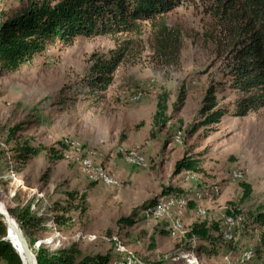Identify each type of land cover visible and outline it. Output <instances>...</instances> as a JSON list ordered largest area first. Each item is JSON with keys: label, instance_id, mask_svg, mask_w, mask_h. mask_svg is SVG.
<instances>
[{"label": "rangeland", "instance_id": "1", "mask_svg": "<svg viewBox=\"0 0 264 264\" xmlns=\"http://www.w3.org/2000/svg\"><path fill=\"white\" fill-rule=\"evenodd\" d=\"M42 1L0 0V10L7 20ZM212 8V0H184L167 16L182 36L177 61L157 53L151 26L142 24L140 35L80 36L15 72L0 67V200L22 218L13 216L34 256L76 246L81 260L101 264L131 256L139 264H264V109L231 116L238 97L221 88L229 58L218 51ZM122 49L113 84L91 88L92 68ZM209 94L229 112L219 123L208 119ZM22 148L38 152L17 169ZM131 152L145 167L127 162ZM96 167L114 184L92 181ZM164 198L187 205L146 218L142 207ZM54 212L69 219L65 226ZM32 213L49 228L29 225ZM227 219L235 222L231 243L220 237ZM196 224L212 240L189 237Z\"/></svg>", "mask_w": 264, "mask_h": 264}, {"label": "trees", "instance_id": "2", "mask_svg": "<svg viewBox=\"0 0 264 264\" xmlns=\"http://www.w3.org/2000/svg\"><path fill=\"white\" fill-rule=\"evenodd\" d=\"M212 1L214 8L211 13L221 28L223 39L218 51H223L224 54L227 51L229 58V80L222 83L221 88L231 89L238 97L233 102L231 116L238 118L257 113L264 109V0ZM183 2L184 0H61L53 4L44 0L31 2L7 20L0 10V67L15 72L28 60L45 53L49 46H69L80 36L92 39L99 36L140 35L142 24L151 26L154 33L153 46L157 53L163 58L177 61L182 49V36L179 31L168 27L166 18ZM124 53L125 50L122 49L114 60L92 68L94 75L91 88L107 91L113 84L114 73ZM208 96V119L212 123H219L229 112L218 109L214 94ZM37 152L32 148L19 149L17 169L20 166L26 167L29 154L36 155ZM149 204L152 203H146L142 209ZM10 214L15 217L12 211ZM54 214L57 216L53 220L58 226H65L69 221L57 212ZM15 218L22 224V218ZM27 223L36 229L41 223L49 228L46 221L33 213L27 218ZM21 230L26 237L27 233L23 228ZM188 236L198 237L200 241L212 240L210 229L205 224L194 225ZM7 237L6 223L0 215V261L4 264H24L6 240ZM28 245L32 251L33 244L28 242ZM35 256L38 264H101L102 261L81 260L82 254L76 246L49 254L40 250Z\"/></svg>", "mask_w": 264, "mask_h": 264}, {"label": "bare ground", "instance_id": "3", "mask_svg": "<svg viewBox=\"0 0 264 264\" xmlns=\"http://www.w3.org/2000/svg\"><path fill=\"white\" fill-rule=\"evenodd\" d=\"M139 100H140L139 97H136L135 98V101H139ZM126 160H127V162L129 164H131L134 167H145V159H144V157L139 152H131V153H129L127 155ZM85 166L88 169H90V168L93 167V163L91 161H89V160H86L85 161ZM233 178L236 179V180H239V179L242 178V175L240 173L239 174L238 173H235L233 175ZM92 181H94L96 183L104 184L106 186H111V185L114 184V180L112 179V177L110 176V174L107 173L106 170L104 168H101V167H96L95 168V170H94V172L92 174ZM200 197L202 198V196H200ZM186 205H187V202L184 199H179V198L178 199L177 198H164V199L158 200L153 205H149L145 209L144 215L148 219L158 218V217H161V216L162 217H165L167 214L174 212L175 209H179V208L182 209ZM4 206H5L6 210H7L8 208L5 205V203H4ZM5 212H6L5 209H2V213H5ZM159 212H161L162 214L159 213ZM225 222H226V220L223 222V232L225 230ZM12 224L14 226V231L12 232L10 229H8V230H10L9 231L10 241L12 242L13 246L16 248V250L21 255L22 261H23L24 264H35V256L33 255L32 251L30 250V247L28 245V242L26 240V237L24 236L21 228L19 227L18 223L14 219H12ZM173 226L175 228H178L179 229L181 227V224H180V222H178L176 220V222L173 223ZM234 226H235V222H234ZM221 228H222V225H221ZM223 238L226 239V240H228V241L229 240L231 241L234 238V235H231V233H230V235L228 233H224L223 234ZM248 259H250V258H248ZM242 261L245 263L246 262V259L244 258V259H242ZM117 262H128V263H125V264H139V262L133 256H131V257H125V258H123V259H121V260H119Z\"/></svg>", "mask_w": 264, "mask_h": 264}, {"label": "water", "instance_id": "4", "mask_svg": "<svg viewBox=\"0 0 264 264\" xmlns=\"http://www.w3.org/2000/svg\"><path fill=\"white\" fill-rule=\"evenodd\" d=\"M2 209H5V213H2ZM0 215L4 218L5 222H6V227H7V234H8V237H7V240L9 241V243L11 244L13 250L15 251V253L19 256V258L21 259L22 261V257L21 255L19 254V252L16 250V248L13 246L12 242L10 241V234H9V231L11 230L12 232L14 231V226L12 224V219H14L12 217V215L10 214V211L4 206V203L0 200ZM15 220V219H14ZM10 229V230H8ZM23 263V261H22ZM35 264H38L37 263V260L35 258Z\"/></svg>", "mask_w": 264, "mask_h": 264}, {"label": "built area", "instance_id": "5", "mask_svg": "<svg viewBox=\"0 0 264 264\" xmlns=\"http://www.w3.org/2000/svg\"><path fill=\"white\" fill-rule=\"evenodd\" d=\"M159 213H161V212H159ZM233 229H234V220L227 219L225 222L224 233H231L233 231ZM125 263H128V262H116V264H125Z\"/></svg>", "mask_w": 264, "mask_h": 264}]
</instances>
